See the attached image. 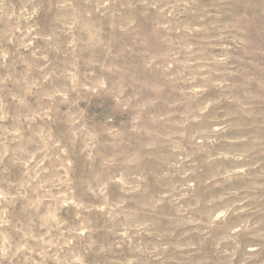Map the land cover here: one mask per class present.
<instances>
[{
    "label": "rangeland",
    "instance_id": "1",
    "mask_svg": "<svg viewBox=\"0 0 264 264\" xmlns=\"http://www.w3.org/2000/svg\"><path fill=\"white\" fill-rule=\"evenodd\" d=\"M0 264H264V0H0Z\"/></svg>",
    "mask_w": 264,
    "mask_h": 264
}]
</instances>
